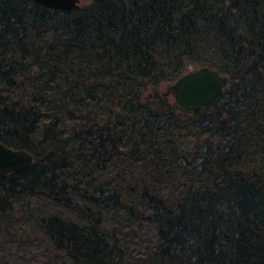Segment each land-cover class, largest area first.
Returning a JSON list of instances; mask_svg holds the SVG:
<instances>
[{
    "label": "trees",
    "instance_id": "trees-1",
    "mask_svg": "<svg viewBox=\"0 0 264 264\" xmlns=\"http://www.w3.org/2000/svg\"><path fill=\"white\" fill-rule=\"evenodd\" d=\"M203 65L222 95L168 100ZM0 142L33 156L0 177V264H127L140 235L143 264H264V0H0Z\"/></svg>",
    "mask_w": 264,
    "mask_h": 264
},
{
    "label": "water",
    "instance_id": "water-1",
    "mask_svg": "<svg viewBox=\"0 0 264 264\" xmlns=\"http://www.w3.org/2000/svg\"><path fill=\"white\" fill-rule=\"evenodd\" d=\"M43 7L60 11L78 9L80 0H32ZM228 83V76L203 65L183 73L166 86L174 102L182 109L197 112L216 101ZM32 154L23 148H12L0 142V177L29 168Z\"/></svg>",
    "mask_w": 264,
    "mask_h": 264
},
{
    "label": "rangeland",
    "instance_id": "rangeland-1",
    "mask_svg": "<svg viewBox=\"0 0 264 264\" xmlns=\"http://www.w3.org/2000/svg\"><path fill=\"white\" fill-rule=\"evenodd\" d=\"M86 2H87V0H80V5H82ZM197 67L198 66L191 67L188 69V71L193 70ZM168 84L166 83L161 90L166 92V86ZM166 93H168V92H166ZM166 95H167L168 100L174 101L172 94H166ZM148 179H149V177H147L146 175L139 172L138 169H137V171L132 173L131 176L125 177L124 181L125 182L127 181L128 185H130L131 187H133L136 190V193H135V191L132 190V192L134 194L127 198L128 201L130 200L129 202L134 203L136 201L138 192H141V188L143 186H145V184H148V181H149ZM156 187L159 189V192L163 193V195H165L167 197L174 196L173 189L169 188L168 186H163L162 184H160ZM165 187H168V188L165 189ZM120 217L121 218L119 220H122L123 216H120ZM17 230H18V228H16L15 230L13 229L14 233L12 231L13 236H14V240H15L14 243L12 244V246L10 247L9 244L6 245L7 251L5 252V254L9 258V260H11V261H16L17 257L24 256V258H26V257L32 256L30 249L22 248L19 246V245H22L21 243L24 239V235L21 232H18ZM145 235L146 234H144L143 239L145 240V242L147 240L149 242V234H148V237ZM140 237H141V235L137 236V238L132 237V238L128 239V247H127V259H128L127 262L128 263L127 264H143L144 263L143 256L145 255V252H146V250H145L146 245H144L142 247L138 246L137 243H139L140 240H142V239H140ZM11 254L12 255L14 254V255L10 258Z\"/></svg>",
    "mask_w": 264,
    "mask_h": 264
}]
</instances>
